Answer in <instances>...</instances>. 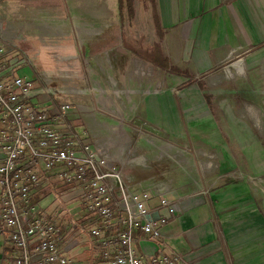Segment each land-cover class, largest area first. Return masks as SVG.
Listing matches in <instances>:
<instances>
[{"label": "rangeland", "instance_id": "rangeland-1", "mask_svg": "<svg viewBox=\"0 0 264 264\" xmlns=\"http://www.w3.org/2000/svg\"><path fill=\"white\" fill-rule=\"evenodd\" d=\"M8 1L17 6L14 3L16 1ZM51 2L60 4L65 9L63 17L61 11L58 18H55V23L60 26L59 35L55 39L49 37L46 43H41L36 39L38 31H29L32 41L26 47L27 54L29 57L33 56L38 48L44 46L49 47L47 55L50 56L54 53L53 47L60 46L57 53H75L79 57L77 67L80 75L77 78L80 82L78 86L74 82L70 85L79 90L87 88L89 94L76 93L77 96H71L75 105H83L93 113V108L98 110L97 106H92L95 99H108L109 96L114 99L116 110L122 114L114 120L117 121L115 123L118 132L111 129L108 134L105 133L109 138L117 139L122 136V140H128L123 161L131 158L137 164L136 160L143 158L141 167L127 165L126 176L135 177L139 181L149 178L155 183L162 182L170 190H175L180 197H185L200 187L240 181L247 185L257 209L264 211L263 65L257 66L255 70H248L246 62L241 60L240 64L235 59L207 74L188 77L183 74L185 71L181 64L176 67L171 63L172 56L167 55L164 46L163 30L151 31L153 22L152 19L148 20L146 11L149 7L144 0L134 1L135 22L132 26H128L126 22L125 11L121 16H124L123 22L120 20L117 0H42L41 8L47 10ZM29 5L32 6L33 1ZM11 6L13 5L5 6L4 10L13 18L18 10ZM44 13L45 16L42 17L54 15L53 10L52 14ZM101 37L105 39L102 40ZM102 45V50L107 49L105 52L110 53L109 64L105 66L111 76V83L102 74V69L98 75L91 77L84 72L81 74L82 68L85 69V60L80 58L84 56L90 62L93 60H88L91 53L99 51ZM155 46L158 50L160 48L162 54L157 53ZM122 48L130 51L139 48L143 53L140 56L132 53L124 55L123 58L118 53ZM133 56L141 57L146 62L145 68L144 71H139L137 83H126L125 80L121 81L122 74L114 71L121 69V61L127 60L124 66ZM95 59L101 65V57ZM37 66H45L52 71L56 69L49 60ZM91 66L97 67L96 61ZM32 70L36 73L38 68L32 67ZM29 72V69L24 68V73ZM175 77H185L186 80L178 83L181 80L175 82ZM74 78L70 77V82ZM89 78L104 83L100 86L97 83L92 84L86 81ZM154 95L161 97V118L157 116L149 119V115L145 116L143 112L144 100ZM167 96L171 97V109L167 106ZM42 102L37 103L44 108ZM107 120L106 117V123ZM170 120L175 123L172 130L169 128ZM117 141H114L115 149L108 152L109 154L117 153ZM56 192L63 193L67 200L66 215L74 214L79 217L75 213L78 214L83 205L73 195L80 194V191L73 185L66 186L58 182L54 183L53 191L42 200L47 208L51 207L48 213L53 214L54 207L59 202ZM79 214L84 215L83 211ZM1 240L0 233V242Z\"/></svg>", "mask_w": 264, "mask_h": 264}, {"label": "built area", "instance_id": "built-area-1", "mask_svg": "<svg viewBox=\"0 0 264 264\" xmlns=\"http://www.w3.org/2000/svg\"><path fill=\"white\" fill-rule=\"evenodd\" d=\"M21 26L0 11V233L8 248L1 264H179L176 255L136 251L140 241L158 240L177 213L166 189L125 178L117 153L104 155L72 126V110L84 118L91 112L71 96L88 90L70 85L67 70L34 73V58L17 47ZM13 53L18 56L3 61ZM24 68L30 72L19 75ZM55 182L78 188L73 197L83 216L66 215L63 193L56 192L53 214L36 200L40 185L51 192Z\"/></svg>", "mask_w": 264, "mask_h": 264}, {"label": "crops", "instance_id": "crops-1", "mask_svg": "<svg viewBox=\"0 0 264 264\" xmlns=\"http://www.w3.org/2000/svg\"><path fill=\"white\" fill-rule=\"evenodd\" d=\"M13 1H16L14 3L17 6L8 0H3L0 4V11L8 21L15 25H22L20 41L17 42V47L21 53L27 54L26 47L31 45L32 39L29 36V31H38L36 39L41 43H46V39L49 37L55 39V36L59 35L60 26L55 23V18H58L57 16L61 11L62 17L64 16L65 9L62 5L51 2L49 8L44 10L41 8L42 0ZM31 1H33L32 6L29 5ZM9 4L13 5L11 6L12 9L16 7L18 10V13L12 16L13 18L9 17L4 10L5 6H9ZM146 4L149 7V10L146 11L148 12V20L151 21L152 19L151 22H153L151 31L154 32L156 26L151 13L150 7L152 6L149 3ZM155 6L157 7L158 27L160 31L163 30L166 53L172 56L171 63L174 66L179 67L181 64L185 71L183 72L184 75L198 77L235 59L240 64L241 60L246 62L248 70H255L259 65L264 66V0H156ZM50 9L54 12L53 16H49L52 18L42 17L44 12H47L48 15L52 14ZM119 13L120 20L123 22L124 16H121L124 15V12L121 14L120 8ZM43 19L46 21H42ZM126 20L128 26H132L135 17L132 21H129L128 17ZM101 39L103 40L105 37H101ZM54 43L56 44V41ZM53 48L55 49L54 53L50 56L47 55V52L50 51L49 47L43 46L40 48L41 50L38 48L35 55H30V58H34L35 65L49 60L54 64L55 70L63 72L64 75L67 74V71L70 72L71 74H69L75 77L71 82L78 86L80 74L77 60L79 57L75 53L72 55L71 53L70 55L57 53L60 46ZM102 48L103 45L99 51L91 53L92 56L88 60H93L90 62H87L84 56L80 58L85 60V69L82 68L81 74L84 72L91 77L98 75L102 69V74L106 75L107 81L111 83V76L105 66L109 64L110 53L105 52L107 49L103 51ZM122 50H119L118 53L123 58L124 55H132V53L136 56L143 53L139 51V48H133V52L129 49ZM156 50L157 53L162 54L160 48L158 50L156 47ZM16 55L18 56L17 53L7 55L3 61L6 62ZM27 55L29 57V54ZM136 56H133L124 66L123 64L127 60L121 61V69L114 71L119 75L122 74L123 79L121 81L125 80L126 83L138 82L139 71H144L146 62L141 57ZM95 57H101V65ZM65 61H69V63ZM95 61L97 67L91 66ZM36 68L45 71L50 70L45 66H41V68L37 66ZM23 73V70L18 71L19 75ZM177 77H175L176 80L174 79L175 82L181 80L178 83H183L186 80L185 77H182L183 79ZM86 81L92 82V84L97 83L99 86L104 83L98 80L96 82L93 78L86 79ZM75 88L77 89V87ZM109 97L108 99L102 97L95 99L96 103L93 101L92 106H97L98 110L95 111L93 108V113L88 114L87 117L84 118L79 111L74 109L69 114V119L79 133H82L83 130L86 131L88 134L85 136L86 139L92 140L93 146L102 150L106 156L111 155L108 152L115 149L114 141L118 140L117 158L123 161L128 140L126 138L122 140V136L117 137V139L107 136L111 129H116L115 122L117 121L114 120L122 116L121 112L115 108L117 105L114 99ZM35 100L36 103L43 101L41 97H37ZM160 102V96L154 95L146 98L143 108L145 116L149 115V119H155L157 116L161 118ZM166 102L171 109L170 96L166 97ZM170 109L169 111H171ZM172 116L174 117V113ZM106 117L108 123L105 122ZM103 118H105L104 121ZM174 124L172 120L169 127L171 130L174 128ZM142 160V157L138 158L137 164L131 158L125 161V178L130 177L134 182L141 183V186L162 185L177 213L169 218L158 240L139 242L136 247L139 255L148 257L159 254V252L176 255L179 258V264H264V211L257 209L246 184L236 181L230 182V184H218V186L210 185L200 187L195 192L180 197L177 196L175 190H170L162 182L155 183L149 178L139 181L134 179L135 177L126 176L127 165L141 167ZM158 203L159 198L151 199L148 205L155 207ZM160 213L167 214L165 210L160 211ZM137 237L144 238L140 234H137ZM7 250L2 236L0 264L6 257Z\"/></svg>", "mask_w": 264, "mask_h": 264}, {"label": "trees", "instance_id": "trees-1", "mask_svg": "<svg viewBox=\"0 0 264 264\" xmlns=\"http://www.w3.org/2000/svg\"><path fill=\"white\" fill-rule=\"evenodd\" d=\"M135 0H118V7L120 8L121 14L125 11L128 17V20L131 21L132 18L135 15V9L133 7ZM145 3H149L150 6H152V17L153 21L155 22V26L157 29V32H159V21H158V16H157V7L155 6L156 0H144ZM177 74V73H176ZM49 189L47 186L40 185V188L38 189V196L36 197V200H41L49 194ZM88 217L90 216L89 213ZM89 222H91V217H89Z\"/></svg>", "mask_w": 264, "mask_h": 264}, {"label": "bare ground", "instance_id": "bare-ground-1", "mask_svg": "<svg viewBox=\"0 0 264 264\" xmlns=\"http://www.w3.org/2000/svg\"><path fill=\"white\" fill-rule=\"evenodd\" d=\"M97 91V90H96ZM92 92V91H91Z\"/></svg>", "mask_w": 264, "mask_h": 264}]
</instances>
